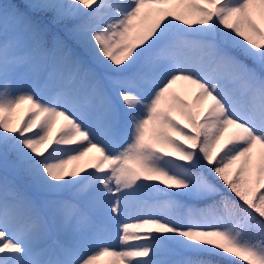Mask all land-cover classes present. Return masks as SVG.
Instances as JSON below:
<instances>
[{
    "label": "snow or ice",
    "instance_id": "obj_1",
    "mask_svg": "<svg viewBox=\"0 0 264 264\" xmlns=\"http://www.w3.org/2000/svg\"><path fill=\"white\" fill-rule=\"evenodd\" d=\"M101 258L264 264V0H0V264Z\"/></svg>",
    "mask_w": 264,
    "mask_h": 264
},
{
    "label": "rangeland",
    "instance_id": "obj_2",
    "mask_svg": "<svg viewBox=\"0 0 264 264\" xmlns=\"http://www.w3.org/2000/svg\"><path fill=\"white\" fill-rule=\"evenodd\" d=\"M172 91L175 92L176 94L182 96L183 98L190 100V95L195 93V90L192 89L191 91H189V88L187 85L183 84L182 82H177L176 84H174L172 86ZM14 115V112L12 113L10 119L12 120ZM60 125V121H57ZM59 127V126H58ZM98 154L95 153L94 151L87 153L83 158H81L80 161L76 162V164H78L79 162H81L82 160H86L89 159L91 157H96ZM107 259V258H101V261L99 262V264H103V261Z\"/></svg>",
    "mask_w": 264,
    "mask_h": 264
},
{
    "label": "trees",
    "instance_id": "obj_3",
    "mask_svg": "<svg viewBox=\"0 0 264 264\" xmlns=\"http://www.w3.org/2000/svg\"><path fill=\"white\" fill-rule=\"evenodd\" d=\"M26 107H27L26 105H21L18 109H16L14 111V115H13V118L11 120L13 125L16 124L22 117H24ZM55 130H56V127L53 129V134H55ZM93 158H95V157H91L89 159L82 160L81 162L78 163V165L80 167H87L88 164L93 160ZM72 167H73L72 164L68 165V168H72Z\"/></svg>",
    "mask_w": 264,
    "mask_h": 264
}]
</instances>
